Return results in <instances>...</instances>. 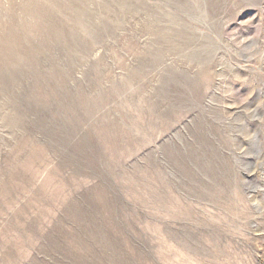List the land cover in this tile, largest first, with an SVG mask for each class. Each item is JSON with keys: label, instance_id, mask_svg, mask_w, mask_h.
<instances>
[{"label": "rangeland", "instance_id": "obj_1", "mask_svg": "<svg viewBox=\"0 0 264 264\" xmlns=\"http://www.w3.org/2000/svg\"><path fill=\"white\" fill-rule=\"evenodd\" d=\"M0 264H264V0H0Z\"/></svg>", "mask_w": 264, "mask_h": 264}]
</instances>
